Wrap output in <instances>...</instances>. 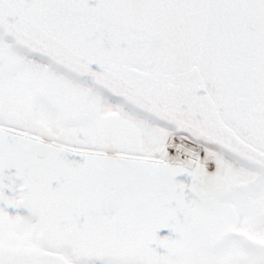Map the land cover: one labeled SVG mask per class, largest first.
<instances>
[{
	"label": "snow or ice",
	"instance_id": "1",
	"mask_svg": "<svg viewBox=\"0 0 264 264\" xmlns=\"http://www.w3.org/2000/svg\"><path fill=\"white\" fill-rule=\"evenodd\" d=\"M0 264H264V0H0Z\"/></svg>",
	"mask_w": 264,
	"mask_h": 264
}]
</instances>
